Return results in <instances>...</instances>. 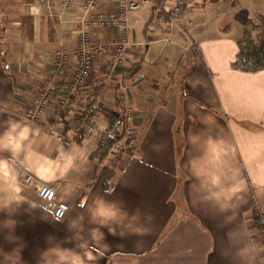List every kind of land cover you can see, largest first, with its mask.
Wrapping results in <instances>:
<instances>
[{
  "label": "crops",
  "instance_id": "1",
  "mask_svg": "<svg viewBox=\"0 0 264 264\" xmlns=\"http://www.w3.org/2000/svg\"><path fill=\"white\" fill-rule=\"evenodd\" d=\"M61 1L44 10L38 0H0V264H73L86 252L84 264H264L254 226L264 213V71L232 67L241 17H264V4L199 0L172 26L165 8L175 0H137L148 13L130 14L123 64L107 73L111 52L97 56L52 133L50 118L35 123L26 111L62 45L66 79L77 69L81 3L63 10ZM119 1L97 12H116ZM121 93L133 147L99 161L95 136L78 142L76 117L98 102L96 129L106 132ZM42 185L56 190L64 219L43 209Z\"/></svg>",
  "mask_w": 264,
  "mask_h": 264
},
{
  "label": "built area",
  "instance_id": "2",
  "mask_svg": "<svg viewBox=\"0 0 264 264\" xmlns=\"http://www.w3.org/2000/svg\"><path fill=\"white\" fill-rule=\"evenodd\" d=\"M103 0H62L63 10H73L81 3L82 30L78 34L76 46L77 69L71 79H66L70 63V49L62 45L55 52L49 74L43 80L40 90L27 108L26 118L29 121L38 123L51 119L49 131L57 133L60 126L66 124V117L73 111L72 100L79 92L88 87L89 81L94 73L95 58L110 54L107 73H112L117 67L123 64L125 53L130 45V14L141 10L143 3L137 0H120L116 12H97V8ZM199 0H175L172 6H166L168 21L174 26L178 21L188 19L194 15V7ZM44 10L51 9L58 0H38ZM115 30L116 36L112 39L100 38L94 40L92 33L95 30ZM123 116L130 124L132 113L129 109V98L121 93L117 99ZM100 109L99 103H92L76 117L74 132H83L86 137L95 136L99 145L104 144V133L96 129V112ZM116 137L114 131L110 135ZM127 137V136H126ZM59 141L63 136L57 135ZM123 149L129 151V146L123 142ZM32 177L28 176L23 185L29 186ZM38 197L45 211L51 212L54 218L62 220L65 218L68 209L56 199V190L50 186L42 185L38 188ZM254 226L257 229L260 248L264 254V213L257 211L254 215Z\"/></svg>",
  "mask_w": 264,
  "mask_h": 264
},
{
  "label": "trees",
  "instance_id": "3",
  "mask_svg": "<svg viewBox=\"0 0 264 264\" xmlns=\"http://www.w3.org/2000/svg\"><path fill=\"white\" fill-rule=\"evenodd\" d=\"M219 1V0H216ZM239 52L236 62L232 65L233 69L246 73H259L264 71V19L262 32L259 37H255L249 29L244 30L243 37L238 41ZM121 110L110 118L109 128L104 133V144H100L97 151L99 161H104L110 153L117 147L118 143L124 142L132 148V140L128 136L129 123L123 116ZM116 132V137H111L112 132ZM78 142H82L85 134L76 133ZM127 136V137H126Z\"/></svg>",
  "mask_w": 264,
  "mask_h": 264
},
{
  "label": "rangeland",
  "instance_id": "4",
  "mask_svg": "<svg viewBox=\"0 0 264 264\" xmlns=\"http://www.w3.org/2000/svg\"><path fill=\"white\" fill-rule=\"evenodd\" d=\"M251 1H254V0H249V2H251ZM258 1L264 4V0H258ZM255 2H257V0H255ZM227 6H231V4L229 3L228 5L221 6L220 8L224 9V7H225V8H227V10H229ZM147 10L148 9L146 7H143L140 11H138L137 13H135L133 15L138 16V17L146 16L148 13ZM243 15H244V17H241V19L245 20V28L251 30L255 37H259L261 32H262V23H263L264 17L251 15L249 18H246L247 14H243ZM167 71H168V73H169V71H171V73H173L174 68L171 67ZM120 111L121 110H120V106H119V108L117 109V112H120ZM102 133H104V132H102ZM117 147H118L116 149L117 154L121 155L122 153L125 152V150L123 149V141L118 143Z\"/></svg>",
  "mask_w": 264,
  "mask_h": 264
},
{
  "label": "clouds",
  "instance_id": "5",
  "mask_svg": "<svg viewBox=\"0 0 264 264\" xmlns=\"http://www.w3.org/2000/svg\"><path fill=\"white\" fill-rule=\"evenodd\" d=\"M84 258H86L89 261L93 259V257L87 252L84 254ZM84 258L78 257L76 260L73 261V264H84Z\"/></svg>",
  "mask_w": 264,
  "mask_h": 264
}]
</instances>
